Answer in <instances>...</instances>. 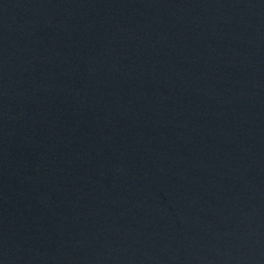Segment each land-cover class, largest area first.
Masks as SVG:
<instances>
[{"label": "water", "instance_id": "water-1", "mask_svg": "<svg viewBox=\"0 0 264 264\" xmlns=\"http://www.w3.org/2000/svg\"><path fill=\"white\" fill-rule=\"evenodd\" d=\"M0 264H264V0H0Z\"/></svg>", "mask_w": 264, "mask_h": 264}]
</instances>
